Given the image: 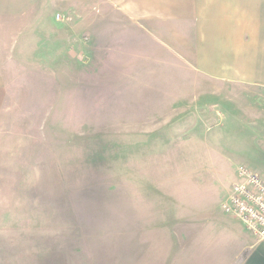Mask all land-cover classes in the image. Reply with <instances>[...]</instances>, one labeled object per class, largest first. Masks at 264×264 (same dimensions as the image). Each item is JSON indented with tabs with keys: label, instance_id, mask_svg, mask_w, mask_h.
I'll list each match as a JSON object with an SVG mask.
<instances>
[{
	"label": "rangeland",
	"instance_id": "rangeland-1",
	"mask_svg": "<svg viewBox=\"0 0 264 264\" xmlns=\"http://www.w3.org/2000/svg\"><path fill=\"white\" fill-rule=\"evenodd\" d=\"M91 14L84 13L88 20L76 32L90 40L74 42L67 75L52 79L45 101L36 93L34 108L17 112L21 123L14 132L34 137L27 146L19 137L10 143L34 152L29 169L34 176L26 183L30 175L18 172L25 188L8 182L0 206L26 198L36 213L0 220V264H162L179 216L229 215L221 203L236 167L264 169V123L251 115L256 99L250 91L204 77L184 60H99L92 52ZM119 69L122 77L114 75ZM58 85L66 90L55 92ZM150 88L160 95L161 108L151 107V94L144 104L130 101L132 89L140 99ZM173 88L180 91L175 99L167 95ZM29 116L35 123H23ZM65 149L83 151L84 162L64 155ZM42 152L47 156H37ZM67 228L79 237L72 242L77 250L42 251L45 243L59 246ZM22 229L37 235H23ZM48 233L52 236L45 238ZM33 244L31 253H14Z\"/></svg>",
	"mask_w": 264,
	"mask_h": 264
},
{
	"label": "crops",
	"instance_id": "crops-1",
	"mask_svg": "<svg viewBox=\"0 0 264 264\" xmlns=\"http://www.w3.org/2000/svg\"><path fill=\"white\" fill-rule=\"evenodd\" d=\"M87 12L92 13V52L99 60L188 61L204 77L220 80L219 83L232 89L237 87L239 92L250 91L256 99L250 108L251 115L264 123V0H0V202L3 186L8 187V182L15 180L16 189L25 188L18 172L30 175L26 183L33 181L34 176L29 173L34 152L19 142L16 150L14 143H10L19 137L27 146L34 137V133L14 132L21 123L17 112L21 108H34L36 93L45 101V94L51 92L52 79L58 76L62 81L67 75L66 63L73 53L74 42L82 44L90 40L76 33L88 20L84 16ZM57 13L60 18L56 17ZM68 13L72 14L71 20H67ZM113 53L123 56L113 57ZM53 67L58 69V74L51 72ZM138 71L141 72L140 66ZM114 75L122 77L123 73L119 69ZM58 86L55 92L66 90ZM151 90L138 99L132 89L135 95L130 101L144 104L151 94V107L161 108L160 95ZM177 90L173 88L167 95L175 99V94L180 93ZM117 93L119 98L121 89ZM116 104L118 108L119 103ZM22 120L35 123L36 118L29 116ZM66 154L77 157L79 165L84 162L81 150L65 149ZM37 156L47 154L42 152ZM20 157L30 161L21 163ZM34 161L35 158L33 164H36ZM4 170L17 175L5 176ZM259 174L264 178V169ZM25 199L6 204L3 209L0 206V220H18L16 216L21 211L26 218L35 215V206L27 208L30 201ZM29 210H34L33 214ZM74 216L73 220H77ZM177 221L171 229L174 244L166 259L161 255L159 263L264 264V239L259 240L240 227L237 223L240 220L230 214L179 216ZM68 229L71 228L61 230L59 246L45 243L42 251L63 246L72 250V242L79 237L67 234ZM20 231L23 235H37L31 229ZM3 233L8 236L9 232ZM15 234L20 236V232ZM51 236L44 234L45 238ZM22 247L26 250L14 253H31L35 248L34 244Z\"/></svg>",
	"mask_w": 264,
	"mask_h": 264
},
{
	"label": "built area",
	"instance_id": "built-area-1",
	"mask_svg": "<svg viewBox=\"0 0 264 264\" xmlns=\"http://www.w3.org/2000/svg\"><path fill=\"white\" fill-rule=\"evenodd\" d=\"M60 18V14H56ZM223 211L239 219L257 239H264V178L244 164L235 169Z\"/></svg>",
	"mask_w": 264,
	"mask_h": 264
}]
</instances>
